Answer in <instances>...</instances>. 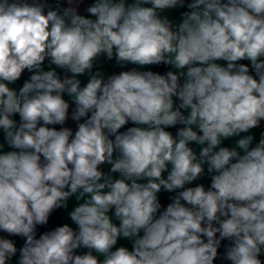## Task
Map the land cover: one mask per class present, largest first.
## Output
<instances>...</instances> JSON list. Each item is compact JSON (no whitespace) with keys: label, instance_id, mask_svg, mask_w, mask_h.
<instances>
[{"label":"clouds","instance_id":"clouds-1","mask_svg":"<svg viewBox=\"0 0 264 264\" xmlns=\"http://www.w3.org/2000/svg\"><path fill=\"white\" fill-rule=\"evenodd\" d=\"M186 6L174 25L162 13L185 0H94L88 15L0 0V232L24 238L19 264H214L225 240L224 261L264 264V136L255 146L241 137L264 121V0ZM101 56L176 71L106 80L97 71L82 87L77 77ZM46 59L71 76L44 70ZM65 93L71 119L85 118L74 135L48 127L69 118ZM178 124L175 136L166 130ZM232 137H241L235 148L221 146ZM205 166L210 188L186 187ZM162 189L180 191L161 212ZM72 197L83 201L68 213L76 229L64 223L37 238ZM17 251L0 237V264Z\"/></svg>","mask_w":264,"mask_h":264},{"label":"crops","instance_id":"crops-1","mask_svg":"<svg viewBox=\"0 0 264 264\" xmlns=\"http://www.w3.org/2000/svg\"><path fill=\"white\" fill-rule=\"evenodd\" d=\"M43 2H46V4L49 7H51L53 10H56L57 8H59L62 11L64 8H67V7H77V11L79 14L88 15L86 12V8L88 6H90L94 2V0H73V3L71 5L69 4V0H43ZM127 2L131 3L132 0H127ZM188 2H190V0H185V7H183V8L178 7V8H174V9L165 10L162 13V15L167 16L173 22L174 25H178L179 23L182 22L183 12L190 11V9H188L186 6ZM247 62L250 65V61H247ZM218 63H220L223 66H226V62H224V61H218ZM148 66L149 65L140 66V65H134V64H123V65H121V64H118L114 58L112 60H108L106 56H101L98 58L97 62L94 64V68L92 70V73L86 72L85 74L80 75L77 78L80 79L81 86L83 87L87 84L90 76L92 74H95V72H97V71H99L102 74V76L104 77V79L106 80L109 76L114 75V74H119L122 71H131L133 69H135L137 71H145L148 68ZM168 67L170 68L171 71H173V72L176 71V69L173 66L168 65ZM43 68H44V70L54 69L53 67H51L45 63L43 65ZM250 68H251V65H250ZM55 70L57 71V73L61 77V79H63L66 75L71 76V74L66 72V70H63V69H58V70L55 69ZM250 74L255 75L254 69L251 68ZM30 75H31V73H29L27 70H25L24 73L22 74L21 79L19 81H17L16 84L13 85V87H15L18 90L19 87L23 86V82L25 80L29 79ZM181 82L183 83V81H181ZM64 99L67 102H69V105H70V107H69V118L65 122L64 127L70 128L73 131V135H74L75 131L77 130V124L84 122L85 118H82L79 122L72 120L71 114H72L73 110L75 109V104L72 102L71 97H69L66 93L64 94ZM176 102L178 103V100ZM14 118L17 120V122H19V116L18 115ZM133 126H135V125H133ZM181 127H183V125H180L179 128H181ZM179 128H168L166 130L172 132V134L175 136ZM244 135H252L254 137V139H253V143L251 146H255L257 143H259V140L262 138V136H264V121L261 122L259 127L251 129L249 131V133H242L241 137ZM241 137H232V138H229L227 140H224L222 142L221 146L229 147L230 149L235 148L236 147V141ZM110 138L114 139V137H110ZM0 143H5L4 142V134L2 131H0ZM190 146L193 147V149L197 153L199 152V150H200L199 145H196L195 143H193ZM3 150L9 151L12 149H9L7 147V145L5 144V148ZM237 150L241 152V155L243 154L242 150H240V149H237ZM110 167H111L110 165L104 164L101 166V170L105 173L112 175L114 179L119 178L118 173H110ZM164 176L166 177L167 173H164ZM210 177H211V174L207 172V167L205 166V173L203 174V176L200 179L192 182V184L186 185V187H195L198 184H203L205 189L207 190L210 188V185H211ZM140 182H146V181H140ZM178 191H180V190L169 193L163 189L161 190V192L158 194L159 201L162 205V207L160 209L161 212L167 207V205L169 203L172 202L171 198L174 197ZM82 202L83 201H79V202L76 201L75 197L70 198L68 208L67 209H63V208L60 209V218H61L62 224L68 223L70 226H72L74 229H76V225L71 222V220L68 216V213L71 210H73L74 207L78 205V203H82ZM111 214L112 213H110V215ZM113 222L117 223V224L119 223L118 221L115 220L114 216H113ZM218 235L219 234H217V236ZM0 237L12 239L15 242L18 251H17L16 256L13 257L10 264H19V248H21L24 243L21 240H18V239L12 238V237H8V236L4 237L1 234H0ZM229 243L230 242L226 241V240L221 242V247L218 249L219 258L216 262H214V264H226V261H224L222 259V257H223L225 250H226V247ZM118 246H126L129 248V250H131L132 243H131V241H129L127 239L121 238L118 241ZM86 251L87 250L83 249V248L77 250V252H80L83 254Z\"/></svg>","mask_w":264,"mask_h":264},{"label":"trees","instance_id":"trees-1","mask_svg":"<svg viewBox=\"0 0 264 264\" xmlns=\"http://www.w3.org/2000/svg\"><path fill=\"white\" fill-rule=\"evenodd\" d=\"M238 63H244L246 65L249 66L248 62L245 61H240ZM251 70V68H250ZM145 71H152L154 73H159V74H166L168 71H171L170 68L168 67V65H165L163 63L159 64V65H149L148 68ZM182 84V82H181ZM133 124L131 122H129L127 125H125L123 128H121L119 131L123 132L126 131L128 127H132ZM48 127H55L57 130H59L61 127H64V125H48ZM62 221L60 218V209H56L53 211V213L50 215L49 217V222L47 225H38L37 226V238L39 237L40 234H42L45 231H50V230H54L55 227L57 226H62ZM0 234L4 237H12L18 240H21L24 243V238L19 237V236H9L6 233L0 232ZM77 254H83L80 252H77Z\"/></svg>","mask_w":264,"mask_h":264},{"label":"built area","instance_id":"built-area-1","mask_svg":"<svg viewBox=\"0 0 264 264\" xmlns=\"http://www.w3.org/2000/svg\"><path fill=\"white\" fill-rule=\"evenodd\" d=\"M44 63L47 64V65H49V66H51V67H53L54 69H57V70L59 69L55 65H50L47 59L45 60ZM77 127H78V124H77ZM179 127H180V125L178 124L176 127H173V128H179ZM261 259H264V256H262ZM226 264H230V262L229 261H226Z\"/></svg>","mask_w":264,"mask_h":264}]
</instances>
